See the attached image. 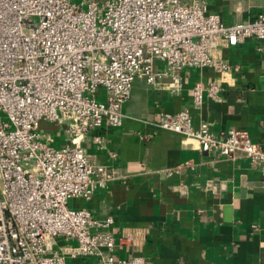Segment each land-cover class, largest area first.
I'll return each mask as SVG.
<instances>
[{
  "label": "built area",
  "instance_id": "2783aa9c",
  "mask_svg": "<svg viewBox=\"0 0 264 264\" xmlns=\"http://www.w3.org/2000/svg\"><path fill=\"white\" fill-rule=\"evenodd\" d=\"M252 38L264 54V11L227 24L204 0H0V264H67L68 256L146 264L144 255L116 256L133 236H116L112 216L69 206L111 177L82 140L123 124L138 77L178 93L185 68L229 72L222 49ZM221 92L218 81L197 82L194 106ZM41 121L65 125L71 143L56 145ZM155 125L205 152L244 154L264 173V149L244 130L218 136L206 121L195 126L188 108L160 112ZM59 238L76 244L56 248Z\"/></svg>",
  "mask_w": 264,
  "mask_h": 264
},
{
  "label": "crops",
  "instance_id": "0c3cea01",
  "mask_svg": "<svg viewBox=\"0 0 264 264\" xmlns=\"http://www.w3.org/2000/svg\"><path fill=\"white\" fill-rule=\"evenodd\" d=\"M204 1L227 24L264 11V0ZM257 43L252 38L222 49L229 72L185 68L178 93L138 77L123 106V124L90 131L82 140L91 161L105 166L111 177L98 184L91 199H70L69 206L88 208L100 219L112 216L116 236L132 234L131 244L116 248L118 258L140 254L146 264H264L262 166L244 154L205 152L196 139L155 125L160 112L188 108L195 126L206 121L218 136L244 130L264 149V54ZM211 81L222 86L221 99H214L219 111L206 93L194 106V85ZM56 129L64 130L62 139L54 137L56 145L71 143L65 125ZM97 134L104 136L101 145L94 140ZM73 244L59 238L56 248ZM67 264L97 260L68 256Z\"/></svg>",
  "mask_w": 264,
  "mask_h": 264
},
{
  "label": "rangeland",
  "instance_id": "374dc122",
  "mask_svg": "<svg viewBox=\"0 0 264 264\" xmlns=\"http://www.w3.org/2000/svg\"><path fill=\"white\" fill-rule=\"evenodd\" d=\"M78 4H81L82 0H73ZM55 123L49 122V121H43L40 125L41 129H49V130H55L54 137L58 140L62 139V136L60 134L64 133V130L56 129Z\"/></svg>",
  "mask_w": 264,
  "mask_h": 264
},
{
  "label": "water",
  "instance_id": "95a60500",
  "mask_svg": "<svg viewBox=\"0 0 264 264\" xmlns=\"http://www.w3.org/2000/svg\"><path fill=\"white\" fill-rule=\"evenodd\" d=\"M210 104L215 107L216 109H218V111L221 109V104L217 101H215L214 99H210ZM226 211L230 212L231 213V206H227L226 208Z\"/></svg>",
  "mask_w": 264,
  "mask_h": 264
}]
</instances>
